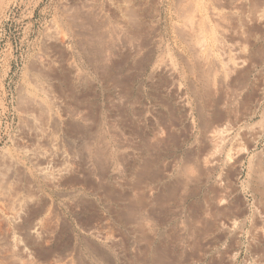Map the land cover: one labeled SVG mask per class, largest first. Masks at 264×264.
Masks as SVG:
<instances>
[{
  "label": "rangeland",
  "instance_id": "1",
  "mask_svg": "<svg viewBox=\"0 0 264 264\" xmlns=\"http://www.w3.org/2000/svg\"><path fill=\"white\" fill-rule=\"evenodd\" d=\"M68 1L69 0H0V161L2 160V162H0V170L2 168L1 163L3 164V161L6 159L7 156L9 157L17 156L15 155V153L19 154L17 148H14L16 147L14 140L16 134H18L17 132H20L21 129L22 123H21V119L19 120V118H21L20 117L21 109L24 107L27 100V98L25 97L30 95L29 92H30L31 83L35 81H40V82L42 81V78L38 74L39 73L38 68L41 67L42 61H44L46 58L48 59L50 58V60L54 59L53 53L52 52L49 53L47 48L44 46L45 44L43 39V36H45L44 34H46V31L50 29L53 24L55 26H58V29L60 30L63 29L62 32L64 33H66L67 31L69 32V33L67 32L66 34H68L67 36L75 52L74 60H76L77 65L84 72L86 71V73H89L90 77L91 75L92 76L94 75L95 66L92 64L91 58L86 57L87 56L86 54L88 52L89 53L95 52L94 29H96L95 28L96 23L95 22L93 23V21H91V19L89 18L88 20H86L87 25L85 30H83V32H81L79 35L77 33L69 31L67 25H65L66 21L70 19L68 11L70 13L72 11L70 9L69 10L67 9ZM106 1L107 0H103L102 4L105 13L109 16L112 17L113 15L117 16L118 14L124 13L123 11L127 10L126 15L128 12L130 16L134 14L136 16L138 15L136 17L137 19L141 18V20L142 19L146 20V21L144 20L142 21L143 24L146 22L144 24L145 29L147 28V31L151 32L150 34L154 32L151 36L153 37L155 36L154 37L155 40L157 39V42L154 40V38L151 39L152 46L158 42L161 43L163 39L164 41H166L167 37L164 35L163 32V28L165 25L164 22H162L161 27L159 26V28L153 30L152 29L153 26H152L148 30V27L150 25H154V23L156 22L155 14L157 13V10L156 9L155 11L153 10V8H156L153 1H151L152 3L150 2V4L149 3L144 4V2H142L141 0H135L131 7L135 8L136 10L132 9L131 7L125 10V7L123 5L127 0L126 1L117 0L119 2L115 1V3L121 5L123 4L121 9H123L124 7V10L120 12L121 9H119L114 13L113 12L110 13L109 9L106 10L108 8V6H106L107 3L113 0H108L107 2ZM263 1L264 0H257V3L256 1L254 4L250 3L251 4L249 5L250 8L248 7V9H246L247 11H245L244 9L246 16L245 15L242 16L241 19H243V17L246 18L239 21V23H241V24L238 23L239 27L236 24L237 26L236 31L239 33L240 36L239 40H245V43L250 48V54H249L250 58L248 56L250 60L248 59L247 60L248 62L246 63L247 65L246 69L248 72L249 71L250 72L248 73L246 83L244 82L245 84H242L239 87L231 89L230 92L231 94L232 93L233 94L231 95L229 94L230 93L229 92L228 94H226L227 95L226 97L223 96L224 99L223 97H218V98L212 97L210 94L207 93L205 87H202L203 81L201 82L202 76L200 70L197 67V65H195L196 62L194 61L195 60L194 57L189 53H185L186 55H184V53L182 52L180 54V55L182 54L184 55V56L182 55V57L185 58L187 60L186 61L187 64L190 65V66L186 64L183 65L182 62H181L182 66L180 65V83L181 85L183 84L182 85V87H184L183 95L185 98L184 97L179 98L178 96L172 94H171L172 96L165 94L163 88L161 87V85H159L160 82L157 81L156 83L153 82L152 79H150L152 78V75L150 69H148L145 66L144 59H140V60L137 59L136 61H132L131 59L125 60L122 57L121 58L118 57L114 61V64L108 66L107 68V73L109 76L106 77L105 84L110 87H113V85L114 87H117L118 85V87H121L120 90H122V86H123L124 89H126V91L128 92V95L129 94L130 95L128 96L129 104L126 109L127 111L124 113L125 115L124 114L123 116L120 115L121 117H123L122 126L119 128L120 132L117 131L116 133L111 130L112 129L111 125L114 124V120L113 117L109 116V110H108L110 107L109 100L114 99V96L112 95L111 91H108V94L105 91H103L102 83H99V79L97 78L94 79L96 80L95 81L96 94L93 91H90L93 94L90 93L91 101L89 100L91 102L90 106L92 107L90 108L92 112L91 113L92 118L90 116L89 122H92L94 124V126H92L93 131L82 132L83 134L79 133L78 135L79 136L83 135V138L85 139L84 137L85 134H86L85 136L88 138V136H90L91 133L94 134L96 133L95 134L96 144L98 143L99 145H103V146L107 145V147L105 146L106 151L104 153H106L105 155L109 154L108 157L106 158L107 159L106 162L107 164L110 163L108 166L109 169L111 170L110 174L112 176L105 177V179L107 178L105 180L107 181L105 182V187L108 188L107 190L110 192L109 199L110 200L114 199L116 200V202L114 200L110 201V209L107 212V208L104 206L103 202H101L96 195L92 194L89 190H87V188H80L79 190H81V193L79 191L77 192L78 187L77 188L74 187V189L66 188V187L49 189L46 188L43 185V183L39 180V183L44 188V190L51 196L52 199L54 198L53 200L59 205L58 212L60 213L62 220L64 221L66 219L63 223L64 224L63 227L60 229V231L62 232L59 231V233L55 235L56 239L54 237L51 239L52 241L50 240V242L46 245V249L48 250L55 249L54 253H58L59 249L61 250L65 248V246L71 244L72 248L78 251L80 249L78 253L75 250L74 254L77 257H81L83 255L81 259L83 260L84 264L85 263L86 264H264V49H263L264 19L259 20L260 21L259 22L256 19V17H254V15L256 16L257 14L258 11L257 9L259 8L260 11L261 8L264 7ZM136 6L138 7L142 6V7L138 8ZM255 8L257 9L254 10L253 12L252 10ZM143 9L144 10L147 9L145 10V13ZM129 10H131V12L133 10L134 12L130 14ZM153 12L156 13L154 14ZM152 13L154 15H151ZM247 13L250 16H248ZM133 17H131L132 21L134 20ZM136 18H135L136 21H133L135 25L139 24V20H140V19L137 20ZM252 18L257 22L254 21ZM148 19L150 25H148V21H147ZM150 21L151 22L155 21V22L150 23ZM241 21H243V23ZM261 21L263 23H261ZM245 23H247V26L244 27ZM88 24H90L91 26ZM240 29L241 30L243 29L242 32ZM244 31H245V35L243 34ZM241 36L243 37V39H241L242 38ZM83 43L86 45H84ZM87 43L89 44V46ZM83 47H85L86 49H84ZM252 48H254V51ZM47 52L49 53L48 57H46L47 56L46 54H48ZM253 57L255 58L253 59ZM39 58L42 59L40 60ZM196 69L198 71H196ZM198 73L200 74V76ZM35 74L37 76H35ZM148 74L149 76L150 75L151 76L148 77ZM32 75L33 77H31ZM34 77L37 79H35ZM39 77L41 80L39 79ZM93 77H95V75ZM118 79L119 81H117ZM29 80L30 81L32 80L33 82L32 81L29 82ZM121 80L123 81L121 82ZM196 84L199 85L197 86ZM156 86L159 87L158 90ZM201 89H203L205 93H203L204 91L203 90L201 91ZM22 90L23 91L25 90L28 93H26L25 91L21 92ZM156 90L158 91V93L155 94V92H157ZM197 92H199L198 93L199 95L197 94ZM236 92L237 94H234ZM159 93H161L162 96L159 95ZM109 94L110 96H108ZM152 94L154 95L152 96ZM163 94L164 96L165 95L166 96L164 97ZM95 95L96 97L93 98ZM240 95L242 96V98ZM205 96L208 98H205ZM228 96H230V98H228ZM231 96L233 100L235 98L234 101L232 100ZM163 97L165 100L162 99ZM166 98L168 99L166 100ZM183 98L186 100V102L184 101ZM218 99L220 100L219 101L220 103L222 101L224 103L226 102L225 105L223 102H222L223 104L222 103L220 104L218 102ZM239 99L241 101H239ZM209 100L210 102L211 101L212 102L210 103ZM167 101H169V103ZM186 106L189 107V109H187ZM183 107L185 110L183 109ZM229 109H231L230 111L233 112L231 113ZM188 110L189 113L186 112ZM233 113L234 115H236L235 117L231 116L233 115ZM206 115L211 117L208 119ZM222 115L224 117H221ZM97 116L100 117L101 119L98 118ZM187 116L188 118H186ZM218 116L219 119L217 118ZM227 118L229 119L228 122H227L228 120ZM192 120H194V122ZM93 121L97 122L96 123L97 125ZM200 121L202 123H200ZM221 121L227 122L228 125H230L231 123V126L233 127L232 128L231 126H229L232 128L231 131L230 128H228V135L232 139L231 143L229 142L228 144L231 145L228 146V150H231L232 153L235 151L234 154L237 152L236 154L238 156L236 159H234L232 162L229 163L230 166L225 165L224 162H221L222 161L221 160L218 162L219 164L216 165L217 166L216 168L212 166L211 167L213 169L211 167L204 168L200 163L202 158L204 157L203 155H205L204 153L206 152L204 151L206 150L204 133H206L209 128L213 127L212 125L215 126L218 124V122ZM98 122H101L99 123L100 125L98 124ZM193 123H195V125H193ZM17 129L19 131H17ZM122 130L123 132H121ZM134 131L137 133L138 137L136 136ZM103 136L107 139L109 138L108 139L109 141H107V143L110 145L105 143L107 139H105ZM124 137L125 138L128 137L126 138V145H125L127 149H129L128 151L136 156V158L135 157L133 158L134 162L132 163L131 161L132 163V165H130L131 168H129L130 166L123 164L122 160L121 161L116 160L117 159L116 152L117 153L121 152L119 151V149H122L121 142ZM78 138L79 137H77L76 140ZM87 138L85 139L87 141L86 145L87 146L91 145V147H93V145L90 144L89 138L88 139ZM117 138L119 139L118 141L119 143H117L116 145V142L118 140ZM98 141H100V143ZM61 145L63 146V148ZM112 145L114 150H112L113 149ZM131 145H133V147ZM241 145H242L241 148H243L244 151H240V153H238V151L241 149L240 148ZM64 146L67 149H65ZM60 147L64 151H66V153H68L67 150L69 149L68 151L70 153V148L66 140H64L60 144ZM78 147L81 148V145L78 144V146H76L75 149H77ZM236 147L240 149L237 151ZM10 148L11 150H9ZM115 149L117 150L116 152ZM201 150L203 151L201 152ZM6 152L7 153L9 152L10 155L9 153L7 154ZM110 152L113 154H111ZM114 152L116 156L114 155ZM12 153L14 155H11ZM1 156L3 158H1ZM196 156L198 159L199 158L201 159L197 160ZM239 156L241 157L238 158ZM111 157L112 160L110 159ZM240 161L242 162L238 163ZM118 164L119 166L123 164L122 167L125 168L123 169L125 170L123 171V173L124 172L125 173L122 176V185L115 184L116 179H115V175L113 174L114 171L118 169L119 167ZM231 164L234 168L231 166ZM233 164L236 166H234ZM133 165L136 167L138 166V170H136ZM125 166L127 167V169ZM197 166H201L202 169L200 167L197 168ZM199 168L200 170H198ZM228 168L229 170H227ZM207 169L210 171V173L209 171L208 172L206 171ZM145 170L146 172L148 170L149 171L145 174L144 173ZM205 171L207 172V174H203V172ZM130 172L131 174H129ZM138 172L140 173V175ZM217 172L218 173L220 172L219 174L221 175L222 178L219 176V174H217ZM191 174H192L191 176L192 179L190 176H188ZM226 175H228L227 176L229 178V180L227 178L228 181L226 179H225L226 181L224 180V176L226 178ZM218 177L220 178L219 183L221 182L223 183L224 181L226 185L229 182V184L227 185V189L226 187L222 188L221 184L219 183L217 184V182H215L218 181L219 179ZM188 179H190V181ZM221 179H223V181ZM126 182L128 185H126ZM214 183L217 186L214 185ZM108 185L110 186L108 187ZM115 185L117 186L116 189L113 188L114 189L113 190L112 188H110V187H115ZM121 186H123L122 188L123 189L125 188L126 191L123 192L122 188H120L121 189L120 191L118 188ZM65 189L67 190V192L64 191ZM220 189H223V192L226 191L225 194L223 193L222 196H220V194H222V192L220 193V191H222ZM118 190L120 191V193ZM132 192H134L135 194H133ZM82 193L84 194L81 195ZM131 193L133 194V196L135 195L134 198L131 197ZM226 193L228 195L231 194L230 197H228L227 195L226 198L225 196ZM149 194H152L153 196ZM77 195L79 196L81 195L80 196L81 201L83 202L79 201L80 203L78 202L77 203L78 205H75L74 207L75 210L73 209V211H71L67 208V206H65V204L68 205L71 201L74 200V197ZM112 195L115 197H113ZM122 197H124L127 200H125ZM220 197L221 198L225 197L224 203L222 202L221 199H218ZM118 198H120L119 201ZM59 199L61 202L59 201ZM132 199H134V201ZM89 200L94 204L96 203L95 204L96 206L94 208H93L94 204L90 203ZM130 200L132 201L130 202ZM217 201L221 203L219 202L217 203ZM143 203H145V205ZM99 205L103 211L100 210V208H97L99 207ZM113 206L116 208H113ZM123 206L125 207L126 210L128 208V210L125 211ZM119 208L120 210H117ZM80 210L82 212H80ZM113 210L115 213L113 212ZM116 210L118 211V213ZM123 211L126 212L127 215L125 214L126 215L125 217H127L128 219L122 217L124 214ZM96 212L98 214H106V216H109L108 223H110L111 221V224L112 222H114L113 223L114 225L116 222V224L114 225L115 228L113 227V225L112 226L109 225L107 226L108 227L107 229H109V232L111 234L118 235L121 238L120 242L117 244L118 246L116 245L118 248L116 246H114L115 249H113L114 247H111L112 249L109 248V250L111 251L105 249L102 251L103 254L99 252L98 254L94 252L92 249L87 248L86 242L88 238L85 235V233L75 223V221L77 220L76 218H79V220L84 221V219H88L87 217H92V215L97 217L98 214H94ZM120 213H122V216ZM75 214L77 215L76 217ZM79 215H82L83 217ZM116 215L121 216L123 222L118 221L119 219ZM131 215L133 217H131ZM111 216L113 219L110 218ZM66 223H68L69 225ZM133 226L134 227L137 226L135 228H138L137 229L138 231L136 229L134 230ZM67 227L70 228L68 229ZM119 227L121 230H119ZM122 228L125 232L122 230ZM129 228L131 229V231L133 230L134 231L131 232ZM111 230L115 232L112 233ZM120 231L121 233H123V236L120 233ZM135 231L138 233H136ZM134 232L135 235H137V237L134 234H132ZM130 235L132 236V238ZM128 237H130L129 238L130 240H128ZM68 238L69 241L67 240ZM84 238L86 239V241ZM133 238L134 241L137 242V243L135 242L136 244L133 243L132 240ZM187 239L190 241H188ZM185 240H187L188 242H186ZM58 241L60 242V244H58ZM126 242L128 244V247ZM128 242H130V244ZM131 242L133 245L131 244ZM123 243L124 246L126 245V248L124 247V250L122 246ZM3 245L5 244L3 243ZM58 245L59 248H56V246L58 247ZM48 246H50V248ZM75 246H78L79 248ZM88 249H90L91 251L89 250L88 252ZM117 250H121V251H117ZM114 252L116 255L114 254ZM99 255L100 256L102 255L103 257L101 258ZM112 255L113 257H111ZM62 256L63 255L58 253V255L55 254L53 258L56 259L59 257L58 259L60 260L61 258V262H63L64 260ZM0 257L3 256L0 254ZM0 260H1L0 264H8L4 260V258L3 259L0 258ZM107 261L110 262L108 263Z\"/></svg>",
  "mask_w": 264,
  "mask_h": 264
},
{
  "label": "bare ground",
  "instance_id": "2",
  "mask_svg": "<svg viewBox=\"0 0 264 264\" xmlns=\"http://www.w3.org/2000/svg\"><path fill=\"white\" fill-rule=\"evenodd\" d=\"M102 1L103 0H69L67 3V5H68L67 9L68 10L70 9L72 11H71V13L68 11L70 19L68 18L69 20L67 19L68 21H66V23H65V25H67L69 31L77 33L78 35L81 32H83V30H85L86 25H87L86 20H88L90 18L91 21H93V23L94 22L96 23V26H95L96 29H94L95 30V52H90V53L88 52L86 54L87 55L86 57L91 58L92 64L95 66V71H94L95 77H93L94 75L93 76L91 75V77H90L89 73H86V71L84 72L77 65L76 60H74L75 59V56H74L75 52H74L73 47L71 46L70 40L67 36L68 34H66L68 31L66 33H64V32H62L63 29L60 30V29H58V26H55L53 24L54 26L52 25V27L46 31V34H44L45 36H43L44 44H45L44 46L47 48L49 53H51V52L53 53L54 59L50 60V58L49 59L46 58L49 55V53L47 52L48 53V54H46L47 56L46 57L44 56L46 59L44 61H42L41 67L38 68L39 69L38 74L42 78V81L41 82L40 81L33 82L31 80L33 83H31L30 92H29L30 95L27 94L28 95L27 97L24 96L25 98H27V100H26L24 107L21 109V116L19 115L21 117V118H19V120L21 119V123H22L21 129H20V132H17L18 134H16V137L14 140L15 145H16V147H14V148H17L19 154L15 153V155H17V156H10V157L7 156L6 159L3 161V164L1 163L2 168L0 170V254L3 257H0V258L1 259L4 258V260L8 264H84L83 260L81 259V257H83V255L80 254L82 256L77 257L74 254V251L76 249L72 248L71 244L65 246V248H63L61 250L59 249L60 251L58 250V253L63 255L62 256L63 260H64L63 262H61V258H60V260L58 259L60 256L56 259L53 258V256L55 254L58 255V253H54L55 249L54 250L46 249V245L50 242V240L52 238L55 237L56 234L59 233V231L63 227V225H64L63 223L66 219L64 221L62 220L60 213L58 212L59 205L53 200L54 198L52 199L51 196L44 190V188L39 183V180L43 183V185L46 188H49V189H57V188H65V187L74 189V187L75 188L78 187L77 192L79 191L81 193V190H79L80 188H87V190H89L92 194L96 195L98 197V199L101 202H103L104 206L107 208V212L110 209V201L112 199L111 200L109 199V193L110 192L107 190L108 188L105 187V182H107V181H105L107 179V178L105 179V177L106 176H112L110 174L111 170L109 169V166H108L110 163L107 164V162H106V160H107L106 158L108 157L109 154H108V152H107L108 155H105L106 153H104L106 151L105 146L107 147V145L103 146V145H99L98 143L96 144V140H95L96 139L95 138L96 133L95 134L89 133L90 136H88V138H89L90 144H92L93 147H91V145L87 146L86 145L87 141L85 140L87 138L85 136L86 134L84 135L85 139L83 138V135H81L82 136V138H81V136H79L78 134L82 133V132H89V131L92 132L93 131L92 126H94V124L92 122H89L90 116L92 118V114H91L92 112L90 110V108H92L90 106L91 105V102H90L91 101L90 100V93L91 92L90 91H93L94 93L96 91V89H95V87H96L95 81L96 80H94L96 78L99 79V83H102L103 91H105L107 94H108V91H111L112 95L114 96V99L109 100L110 101V105H109L110 107L108 109L109 110V116L113 117V120H114V124L111 125V127H112L111 130L116 132V133H117V131L120 132L119 128L122 126V119H123V117H121L120 115L123 116V114L127 111L126 109H127L128 104H129L128 103V98H129L128 96L130 94L128 95V92L126 91V89H124L123 86H122V90H120L121 87H118V85H117V87H114V85H113V87H110V86H107L105 84L106 77L109 76L107 73V68H108V66L113 65L114 61L118 57H120V58L122 57L125 60L131 59L132 61H136L137 59H139V60L144 59L145 60V62H144L145 66L148 69H150V72L152 75V78H150V79H152L153 82H156V83H157V81L160 82V84L159 83L158 84L161 85L165 94H168L170 96L175 95V96H178L179 98L184 97V95H183L184 94V92H183L184 87H182L183 84L181 85V83H180V65H181V62L183 65L184 64L188 65L186 62L187 60L182 57L183 54L180 55L182 52L184 53V55H186L185 53H189L194 57V59H195L194 61L196 62L195 65H197V67L199 68L201 76H202L201 82L203 81V84H204V85L202 84V87H205L207 93L210 94L212 97H215V98L216 97L217 98L223 97V96L226 97L227 96L226 94H228L231 89L239 87L242 84H245L247 77H248V73L250 72V71L248 72L246 69V66H247L246 63L248 62L247 60L250 58V56H249L250 48L245 43V40H239L240 36H239V33L236 31V29H237V26L239 24H241V23H239V21L246 18V17H243V19H241L242 16L245 15L244 9H245V11H247L246 9H248L249 5H251L250 3L254 4L255 1L257 3V0H141L142 2H144V4L145 3L150 4V2L153 1L154 5L156 7V8H153V10L154 11H155V9L157 10V13L153 12L154 14L156 13L155 14L156 15V22L154 21L155 22L154 23L153 21L152 22L150 21V23H154V25H150L149 19L147 20L148 25H150L149 27L147 25L148 30L152 26L154 27V28L152 27V29L155 30L156 28H159V26L161 27L162 22L165 23L164 28H163V32H164V35L167 37L166 41H164V39H163L164 42L163 41H161V43L158 42V43L154 44L153 46L151 45V41H152L151 39H153L155 36L153 37L151 35L154 32H152V34H150L151 32L147 31V28L145 29L144 24L146 22L144 24L142 22L144 19L141 20V18H139L140 19L139 20L136 18L138 15L136 16V15L132 14V16H130L128 12L126 15V11H127L126 9H129L135 0H127V1L125 0L126 1L125 4L124 5L122 4V5L125 7L126 11H123L124 13H120L117 16L113 15V17L109 16L105 13V11L103 9ZM115 1H117V0L109 1L107 3V5L105 2V5L108 6V8L106 10L109 9L110 13L111 12L114 13L115 11L121 9V7H122L121 4L115 3ZM117 2H119V1H117ZM138 3H137V5H138ZM124 7H123V9L120 10V12L122 10H124ZM136 7H138V6H136ZM141 7H138V8H141ZM104 8H105V6H104ZM132 9H135V8H132ZM256 9L257 8L253 9L252 11L254 12V10H256ZM145 10H147V9H145ZM145 10L143 9L144 13H145ZM250 10H249V13H250ZM257 10L259 11V8ZM129 11H130V14L132 12H134L133 10H132V12H131V10H129ZM258 11H257L256 16L254 15V17H256V19L259 21V20L264 19V7H262L259 12ZM153 13L151 15H154ZM147 14H150V13H147ZM248 16H250V15L248 14ZM131 17H133V19H134L133 21H136L135 18L137 20H139V24L135 25V23L131 20ZM92 18H93V20H92ZM144 21H146V20H144ZM254 21H256V20H254ZM241 22L243 23V21H241ZM247 23H245L244 27L247 26ZM261 23H263V22L261 21ZM236 24H237V26H236ZM88 25H90V24H88ZM249 25H250V23H249ZM242 30H241V32H242ZM244 30H245V28H244ZM243 34L245 35V31ZM75 38H77V37H75ZM241 39H243V37ZM154 40H155V38H154ZM155 41L157 42V39ZM241 41H243L244 43ZM153 43H155V42H153ZM73 45H75V44H73ZM77 45H79V44H77ZM84 45H86V44H84ZM88 46H89V44H88ZM83 48L86 49L85 47H83ZM252 49L254 51V48H252ZM76 50H78V49H76ZM42 52H44V51H42ZM248 56H249V58H248ZM254 58L255 57H253V59ZM252 60H251V62H252ZM188 61H189V59H188ZM250 64H252V63H250ZM142 65H140V66H142ZM188 66H190V65H188ZM196 71H198V70L196 69ZM35 76H37V75L35 74ZM117 76H118V74H117ZM150 76L148 74V77H150ZM199 76H200V74H199ZM31 77H33V75ZM40 77H39V79H40ZM249 77H251V76H249ZM35 79H37V78H35ZM31 81L29 80V82H31ZM117 81H119V79ZM122 81L123 80H121V82ZM111 83H113V82H111ZM118 83H120V82H118ZM122 84H124V83H122ZM149 84H152V83H149ZM115 86H116V84H115ZM188 87H191V86H188ZM158 88L159 87H157V90H158ZM123 89H124V91H123ZM202 90L203 89H201V91ZM24 91L22 90L21 92H24ZM159 91H160V89H159ZM232 91H234V90H232ZM25 92L28 93L27 91H25ZM156 93H158V91L155 92V94ZM198 93L199 92H197V94ZM203 93H205V91ZM91 94H93V93H91ZM229 94H231V92ZM234 94H237V92ZM153 95L154 94H152V96ZM159 95H161V93H159ZM108 96H110V94ZM163 96H164V94H163ZM21 97H23V96H21ZM95 97H96V95L93 98H95ZM164 97L162 99H164ZM195 97H197V96H195ZM205 98H208V97L205 96ZM228 98H230V96H228ZM231 98H232V96H231ZM241 98H242V96H241ZM167 99L168 98H166V100ZM172 99H174V98H172ZM178 99H177V101H178ZM199 99H201V98H199ZM223 99H224V97H223ZM104 100H106V99H104ZM232 100H233V98H232ZM234 100H235V98H234ZM184 101L186 102L185 99H184ZM219 101L220 100L218 99V102ZM230 101H231V99H230ZM239 101H241V100L239 99ZM167 102L169 103V101H167ZM209 102H210V100H209ZM225 103H224V105H225ZM182 104H180V105H182ZM141 109H142V107H141ZM183 109H184V107H183ZM187 109H189V107H187ZM230 110L231 109H229V111ZM186 112L189 113V110ZM242 112H243V110H242ZM94 113H93V115H94ZM202 116H204V115H202ZM206 116L208 117V119L211 117L208 115H206ZM231 116L235 117L236 115H234V113H233V115H231ZM221 117H224V116L222 115ZM98 118H100V117H98ZM107 118H108V116H107ZM186 118H188V116ZM217 118L219 119V116ZM191 119H193V118H191ZM208 119H207V121H208ZM125 121H127V120H125ZM192 121L194 122V120H192ZM210 121H211V119H210ZM228 121H229V119L227 120V122ZM93 122H95V121H93ZM101 122H98V124ZM227 122L221 121V122H218V124L216 123L217 125H215V126L211 124L213 127L209 128L208 131L206 133H204L205 134V144H206V150H204V151H206V152L204 153L205 155H203L204 157L201 156L203 158L200 162L204 168H209L211 166L216 168L217 167L216 165L219 164L218 162L221 160H222L221 162H224L225 165L230 166L229 163L237 158V156H238L236 154L237 152L234 154L235 151L232 153L231 150H228V146H231L228 144H229V142L231 143V140H232L231 137L228 135V128H230V131H231V129L233 127L231 126V123H230V125H228ZM96 123L97 122H95V124ZM105 123H106V121H105ZM200 123H202V122L200 121ZM206 124H207V122H206ZM193 125H195V123H193ZM208 125H209V123H208ZM210 126H208V127H210ZM229 126H231L232 128ZM111 127H109V128H111ZM17 131H19V130L17 129ZM121 132H123V130ZM134 133L137 136V133L135 131H134ZM123 134H125V133H123ZM77 137H79L80 139L78 138L76 140ZM63 138H66V139H63ZM126 138H128V137H126ZM126 138L124 137L122 139V142H121V148L122 149H119V151H121V152L117 153L116 152L117 150L115 149V152L117 155L116 160H119V161L122 160L123 164L130 166L134 162L133 158L134 157L136 158V156L134 154L130 153L128 151L129 149H127V147L125 146L126 145ZM62 139H63V141L64 140L67 141V144L69 145V148H70V153L68 151L69 149L67 150L68 153H66V151H64L62 149L63 148L62 145H64V144L61 145L62 148L60 147V144L63 142ZM105 139H107V138H105ZM108 139L105 141L106 144H108L107 143V141H109ZM118 141H119V139L117 140V142L115 141L116 145H117V143H119ZM98 142L100 143V141H98ZM102 142H104V141H102ZM234 142H235V139H234ZM200 143H201V141H200ZM78 144L81 145V148L78 147L80 149L77 148L78 149L77 150L75 148H76V146H78ZM235 144H232V145H235ZM108 145H110V144H108ZM10 146H12V145H10ZM131 146L133 147V145H131ZM135 147H137V146H135ZM237 147H239V146H237ZM241 147H242V145L240 146V148ZM112 148H113V145H112ZM128 148H131V147H128ZM202 148H204V147H202ZM65 149H67V148L65 147ZM109 149H110V147H109ZM239 149L237 148V151ZM9 150H11V148ZM112 150H114V148ZM131 150H134V149H131ZM202 151L203 150H201V152ZM240 151H244L243 148H241L238 151V153H240ZM115 152H114V155H115ZM111 154H113V153H111ZM9 155H10V153H9ZM11 155H14V154L12 153ZM240 157L241 156H239L238 158H240ZM1 158H3V157L1 156ZM196 158H197V156H196ZM110 159L112 160V157ZM110 159H108V160H110ZM199 159H201V158H199ZM199 159L197 158V160H199ZM131 161H132V163H131ZM137 161H139V160H137ZM0 162H2V160ZM241 162L242 161H240L238 163H241ZM234 163H236V162H234ZM123 164L120 166L122 167ZM213 165H215V166H213ZM118 166H119V164H118ZM120 166L118 167V169H116V170L114 169L115 170L114 173L112 172L115 175V179H116L115 184L116 185L117 184L122 185V176L125 173V172L123 173V171H125L123 169H125V168L124 167L121 168ZM231 166H232V164H231ZM234 166H236V165H234ZM134 167L136 170H138V166L137 167L134 166ZM134 167H132V168H134ZM146 167H148V166H146ZM198 167L201 168V166H197V168ZM129 168H131V166ZM200 168L198 170H200ZM218 168H220V167H218ZM111 169H113V168H111ZM126 169H127V167H126ZM221 170H223V169H221ZM227 170H229V168ZM130 171H131V169H130ZM206 171L208 172L209 170L207 169ZM134 172H135V170H134ZM147 172H146V170L144 171L145 174ZM205 172H203V174H207V172L206 173ZM200 173H201V171H200ZM209 173H210V171H209ZM219 173L217 172V174H219ZM129 174H131V172ZM221 174H222V172H221ZM114 175H113V177H114ZM139 175H140V173H139ZM224 175H225V173H224ZM157 176H158V174H157ZM188 176L191 177L192 174L188 175ZM219 176L221 177L220 174H219ZM227 176L228 175H226V178L224 176V180L225 179L227 180V178H228ZM191 179H192V177H191ZM188 180L190 181V179H188ZM221 180L223 181V179H221ZM228 180H229V178H228ZM113 182H114V179H113ZM215 182H217V184H218L220 182V178L218 179V181H215ZM223 183H224V181H223ZM223 183L221 182L219 184H221L222 188L226 187V189H227V185L229 184V182L226 185H225V183L224 184ZM109 184H112V183H109ZM116 185H115V187H110V188L116 189L117 188ZM126 185H128L127 182H126ZM214 185H216V184L214 183ZM109 186L110 185H108V187ZM122 187L123 186L119 187L118 189L121 191L120 188H122ZM127 188H128V186H127ZM69 190H71V189H69ZM220 190H222V191H220V193L222 192V194H220V196H222L223 193L225 194L226 191L223 192V189H220ZM64 191L67 192L66 189ZM120 191H119V193H120ZM122 191L123 192L126 191L125 188L124 189L122 188ZM149 191H151V190H149ZM62 192H63V190H62ZM66 192H64V193H66ZM75 192H76V190H75ZM132 193L135 194L134 192H132ZM132 193H131V197L134 198L135 195L133 196ZM83 194L84 193H82L81 195H83ZM128 194H130V193H128ZM144 194H142V195H144ZM69 195H71V194H69ZM149 195H152V194H149ZM227 195L228 194L226 193V195H225L226 198H227ZM230 195H228V197H230ZM80 196L79 195L75 196L74 200L71 201L68 205L65 204V206H67V208L71 211H73V209L75 210V208H74L75 205H78L77 203L79 201L83 202V201H81ZM136 196H137V194H136ZM82 197H84V196H82ZM113 197H115V196H113ZM124 197H122V198H124ZM222 198L220 197L218 199H221L222 202L224 203L225 197L223 199ZM94 199H96V198H94ZM119 199L120 198H118V201H119ZM67 200H68V198H67ZM90 200H89V202L93 203ZM125 200H127V199H125ZM132 200L134 201V199H132ZM132 200H130V202ZM221 200H219V201H221ZM59 201H60V199H59ZM114 201L116 202V200H114ZM219 201H217V203ZM219 203H221V202H219ZM95 204H94L93 208L96 206ZM143 204L145 205V203H143ZM90 206H92V205H90ZM146 206H147V204H146ZM86 207H87V205H86ZM82 208H83V206H82ZM97 208H100V205ZM113 208H116V207L113 206ZM121 209H122V207H121ZM124 209H125V207H124ZM96 210H98V209H96ZM100 210H102V209L100 208ZM117 210H120V208ZM127 210H128V208H127ZM127 210L125 209V211H127ZM125 211H123L124 212L123 216H122V213H120L122 217H125L127 215ZM60 212H62V211H60ZM80 212H82V211L80 210ZM87 212H88V210H87ZM113 212H114V210H113ZM84 213H85V211H84ZM117 213H118V211H117ZM94 214H98V213L96 212ZM76 216L77 215L75 214V217ZM79 216H82V215H79ZM121 216H117L119 220L118 219H116V220L123 222V219ZM108 217L109 216H106V214H98L97 217L92 215V217H87L88 219H84V221H81V220H79V218H76L77 220L75 221V223L85 233V235L88 238V240L86 242L87 248L92 249L96 253L99 252V253L103 254V252H102L103 250H105V249L109 250V248L116 246L121 240V238L118 235L111 234L109 232V229H107L108 228L107 226H109V225L112 226L114 223V222H112V224H111V221H110V223H108L109 222ZM131 217H133V216L131 215ZM110 218H112V216ZM125 218L128 219L127 217H125ZM142 219H141V221H142ZM68 223H66V224H68ZM115 224H116V222H115ZM122 224H124V223H122ZM132 224H133V222H132ZM114 225H113V227H114ZM135 227H137V226H135ZM135 227H134V230L135 229L137 230L138 228H135ZM67 228L69 229L70 227H67ZM131 228H132V226H131ZM179 228H181V227H179ZM183 228H182V230H183ZM111 229H112V227H111ZM119 230H121L120 227H119ZM122 230H123V228H122ZM129 230L131 231L130 228H129ZM133 231H131V232H133ZM60 232H62V231H60ZM113 232H115V231H112V233ZM135 232L132 234L135 235ZM120 233H121V231H120ZM136 233H138V232H136ZM121 234L123 236V233H121ZM135 236L137 237V235H135ZM129 238L130 237H128V240H130ZM131 238H132V236H131ZM55 239H56V237H55ZM67 240L69 241V238ZM122 240H123V237H122ZM132 240H133V243L136 242V241H134V238ZM136 240H138V239H136ZM187 240H185V241L186 242L190 241V240H188V241ZM85 241H86V239H85ZM3 243L5 245H3ZM63 243H64V241H63ZM78 243H79V241H78ZM128 243L130 244V242H128ZM58 244H60L59 241H58ZM126 244H127V242H126ZM131 244H132V242H131ZM55 245H56V243H55ZM122 246H123V250H124V247L126 248V245L124 246V243H123ZM48 247L50 248V246H48ZM75 247H78V246H75ZM127 247H128V244H127ZM54 248H55V246H54ZM56 248H59V245H58V247L56 246ZM90 249H88V252ZM113 249H115V247ZM76 251L78 253L80 251V249H79V251L78 250H76ZM109 251H111V250H109ZM117 251H121V250H117ZM119 253H121V252H119ZM114 254H115V252H114ZM100 257L102 258L103 256L101 255ZM111 257H113V255ZM85 258H86V256H85ZM101 258H100V260H101ZM108 259H109V256H108ZM107 262L109 263L110 261H107Z\"/></svg>",
  "mask_w": 264,
  "mask_h": 264
}]
</instances>
